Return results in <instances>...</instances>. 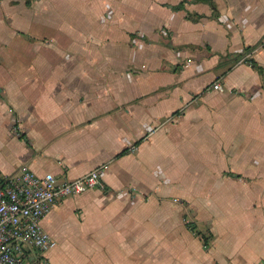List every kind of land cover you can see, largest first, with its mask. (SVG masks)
<instances>
[{"label":"crops","instance_id":"crops-1","mask_svg":"<svg viewBox=\"0 0 264 264\" xmlns=\"http://www.w3.org/2000/svg\"><path fill=\"white\" fill-rule=\"evenodd\" d=\"M214 1L0 0V175L112 190L52 206L50 264H264V0Z\"/></svg>","mask_w":264,"mask_h":264},{"label":"built area","instance_id":"built-area-1","mask_svg":"<svg viewBox=\"0 0 264 264\" xmlns=\"http://www.w3.org/2000/svg\"><path fill=\"white\" fill-rule=\"evenodd\" d=\"M249 56L245 54L240 61ZM209 89L224 92L225 86L216 80ZM13 130L20 135L17 126ZM103 172L104 166H99L75 179H58L53 173L39 176L23 166L19 173L4 177L0 185V264H50L45 253L55 241L43 228V218L65 197L92 189L112 192Z\"/></svg>","mask_w":264,"mask_h":264},{"label":"trees","instance_id":"trees-1","mask_svg":"<svg viewBox=\"0 0 264 264\" xmlns=\"http://www.w3.org/2000/svg\"><path fill=\"white\" fill-rule=\"evenodd\" d=\"M195 1L196 2H206V3L210 4L213 9H216V5H215V1L214 0H195ZM253 48H255V47L254 46H249V47L246 48V50L247 51H251ZM242 57L243 56L240 55L237 59L240 60ZM244 60H246L250 64L254 65L255 68L260 72V74H263L264 73V68L255 59L248 57V58H246ZM3 178H4V176H1L0 175V185L3 182Z\"/></svg>","mask_w":264,"mask_h":264}]
</instances>
